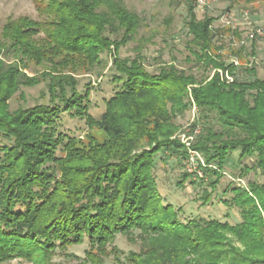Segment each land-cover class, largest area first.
I'll return each mask as SVG.
<instances>
[{
	"label": "trees",
	"instance_id": "trees-1",
	"mask_svg": "<svg viewBox=\"0 0 264 264\" xmlns=\"http://www.w3.org/2000/svg\"><path fill=\"white\" fill-rule=\"evenodd\" d=\"M31 1L40 19L9 18L0 32V264H55L58 251L86 241L83 261L65 256L77 260L74 264H106L119 234L131 243L140 240V251H130L123 260L117 255L118 264H264V79L234 78L237 66L227 63L225 49L218 46L215 18L198 20L188 1L187 61L215 71L213 76L198 79L178 69L175 58L150 72L142 51L132 59L116 58L114 81L120 88L95 118L91 84L81 92L76 76L93 71L112 46L119 50L132 42L140 16L115 0ZM113 34L121 38L112 39ZM233 35L241 39L238 32ZM232 52L245 60L244 48ZM44 63L51 73L31 77L25 72L29 64ZM249 72L256 76L255 67ZM43 82L49 104L10 109L21 87ZM190 98L200 112H215L221 125L220 131L204 130L192 145L205 160V177H214L211 192L200 198L204 206L232 152L256 157L253 168L263 181L231 189L228 203L239 210V223L184 222L183 208L166 202L159 189L155 156L166 150L182 160L188 157L174 139V119L189 110ZM63 113L104 131L105 140L89 135L86 144L60 131ZM183 177L182 185L196 184L191 175Z\"/></svg>",
	"mask_w": 264,
	"mask_h": 264
},
{
	"label": "rangeland",
	"instance_id": "rangeland-1",
	"mask_svg": "<svg viewBox=\"0 0 264 264\" xmlns=\"http://www.w3.org/2000/svg\"><path fill=\"white\" fill-rule=\"evenodd\" d=\"M122 3L129 10L136 12L141 18L135 39L121 47L119 50L112 46L110 51L100 55L102 63L93 71L77 75L79 79L78 89L83 92L86 86L91 84L90 113L99 118L105 110V102L111 98L120 88V84L114 81L118 73L113 65L117 58L123 60L134 58L142 51L145 56L146 68L150 72H159L162 66L170 65L173 58L174 64L180 70L193 73L198 79L214 75L213 70L204 71L194 62L188 63L189 52L186 48L190 39L187 20L188 1L194 5L196 17L202 20L205 16L215 18L213 29L219 31L218 46L225 50L227 63L236 62L234 78L239 82H248L255 77L264 79V38L256 36L250 38V34L258 29L264 30V0H253L251 3L237 0H208L205 4H198L194 0H115ZM30 17L39 20L34 3L31 0H0V32L7 19H19ZM233 31L241 35L236 39ZM112 39H120V35H111ZM146 41V42H143ZM246 42V43H245ZM244 48L245 60L241 62L233 56L232 49ZM252 50L255 55H252ZM247 60V61H246ZM27 61V60H26ZM256 68V76L251 74V67ZM51 67L48 64H29L25 72L29 76H41L48 74ZM226 78L232 80L231 76ZM191 99L192 106L188 111L174 119L178 131L174 139H178L187 149L188 157L184 160L179 156L170 155L166 150L155 156L154 174L157 178L159 189L166 202L177 208H183L181 220L187 222L192 219H218L221 222L236 224L241 222L238 209L229 203L234 194L231 189L234 186L247 187L252 181L262 182L260 172L253 168L256 157L242 158L241 151L232 152L226 161L223 178L218 187L212 193L211 201L204 206L200 199L204 191L211 192L210 182L214 180L205 177L202 167L206 166L205 160L199 152L193 150L192 145L204 130H221L215 112H200L195 102ZM50 96L47 90V82L33 87H21L10 100L12 111L18 108H32L39 104H49ZM198 121V124L196 122ZM196 124V125H195ZM59 130L70 136L78 137L84 143H89V135L103 142L106 138L104 131L90 129L85 120L63 113L58 124ZM7 142V141H4ZM247 170V173H246ZM192 176L195 185L189 180L182 185L183 174ZM227 190V192H225ZM226 201V202H225ZM229 202V203H228ZM240 246V244H237ZM89 249V242L82 245L69 247L66 251H58L53 261L55 264H74L66 254H72L85 259V252ZM112 253L105 259L106 264H118L116 256L123 260L130 251H140V240L137 243L129 242L124 235H117L115 242L109 246ZM8 264H32L27 261L14 260Z\"/></svg>",
	"mask_w": 264,
	"mask_h": 264
},
{
	"label": "built area",
	"instance_id": "built-area-1",
	"mask_svg": "<svg viewBox=\"0 0 264 264\" xmlns=\"http://www.w3.org/2000/svg\"><path fill=\"white\" fill-rule=\"evenodd\" d=\"M195 2H197L198 4H205L208 0H194ZM256 36H260L262 38H264V30L263 29H258L257 31H255L254 33L250 34V38H255ZM246 43V42H245ZM236 64V62H234Z\"/></svg>",
	"mask_w": 264,
	"mask_h": 264
}]
</instances>
